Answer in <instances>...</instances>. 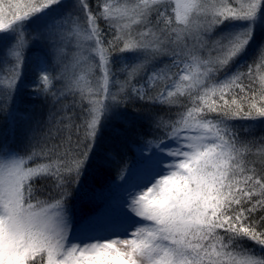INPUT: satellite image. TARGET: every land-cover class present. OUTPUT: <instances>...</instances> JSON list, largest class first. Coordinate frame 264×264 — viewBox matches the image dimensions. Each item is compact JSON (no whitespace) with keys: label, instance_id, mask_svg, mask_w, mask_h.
I'll return each instance as SVG.
<instances>
[{"label":"snow or ice","instance_id":"1","mask_svg":"<svg viewBox=\"0 0 264 264\" xmlns=\"http://www.w3.org/2000/svg\"><path fill=\"white\" fill-rule=\"evenodd\" d=\"M257 27L264 0H0V115L16 118L37 45L34 94L53 102L24 154L0 143V264H264L244 247L264 253V138L231 123L264 122V50L243 59ZM132 101L167 111L136 114L151 139L135 166L88 192L103 128ZM73 190L100 204L79 223Z\"/></svg>","mask_w":264,"mask_h":264},{"label":"trees","instance_id":"2","mask_svg":"<svg viewBox=\"0 0 264 264\" xmlns=\"http://www.w3.org/2000/svg\"><path fill=\"white\" fill-rule=\"evenodd\" d=\"M90 3L95 7L96 0H90ZM99 23L100 27L107 31L106 23L104 21ZM257 28L258 33L254 36V41L248 46L246 55L243 58L245 64L258 61L261 51L264 50V29ZM108 38L110 39L111 36L109 35ZM34 49L35 51L32 52H36L38 48L35 47ZM116 55L118 54L113 56ZM129 56H124L123 64L125 62L133 63L130 54ZM118 63L116 61L112 62V70L123 81L126 77L124 73H120ZM236 70L244 71L246 69L243 66L240 68L233 66V71ZM26 73L28 74L27 71ZM220 78L223 77L221 76ZM139 86L137 85V87ZM112 90L115 91L116 89ZM15 108L16 118L14 120H10L6 115H0V143L7 142L20 151L21 154H24L31 135L30 130L47 121L48 114L53 109V102L51 97L46 98L35 95L34 90L24 89L22 86V90L16 99ZM166 111L167 106L156 105L152 108H145L143 102L132 101L128 104L126 111L108 121L103 128V136L98 139L96 159L83 181L88 192L93 190L101 191L107 188L114 180L116 181L118 168L127 165L137 155V145L145 139H151L148 124L142 120L135 119L136 114L146 115L148 112L164 114ZM231 122L244 123L249 128L247 131L239 133L241 140L245 142H258L261 138H264V122L247 120ZM107 154L116 156L120 163H113L108 159ZM35 162L39 161H34L33 163ZM37 186L41 188L45 195L51 191L50 181H38ZM69 203L73 208L74 223H79L100 206L99 201L90 200L86 198L83 191L77 193L75 190H73V199ZM244 247L253 249L257 254L264 255V253L260 252L259 246L254 245L251 241H246Z\"/></svg>","mask_w":264,"mask_h":264},{"label":"rangeland","instance_id":"3","mask_svg":"<svg viewBox=\"0 0 264 264\" xmlns=\"http://www.w3.org/2000/svg\"><path fill=\"white\" fill-rule=\"evenodd\" d=\"M233 6H237L236 4L233 5ZM239 23V22H237ZM258 33V28L255 29V35ZM38 48L36 52H32V51H35L34 48ZM34 48H30L28 49L26 52H25V64H24V70H23V74L21 76V82H22V86L24 89H31V90H34L35 89V84L33 83V79H34V73H33V59H34V56L37 52H42L43 49L41 48V46L37 45L35 46ZM129 54L131 55V60L132 62L134 63V58H133V54L132 53H124L122 54L123 56H129ZM117 56V55H116ZM116 56H113V62H119L118 63V66L120 67L119 70H121L123 67H124V64L125 63H129V62H125L123 64V61L121 60H117L116 59ZM30 57H32V59H30ZM123 64V65H122ZM122 65V66H121ZM26 71L28 72V74L26 73ZM121 73V71H120ZM30 74V75H29ZM32 76V77H31ZM140 79L139 76H137L134 80H133V83L136 82V80ZM143 83V81H141ZM235 127L236 129L238 130L239 133H241L242 131H247L249 128L246 127V125L244 123H237V122H231ZM136 159H137V155L135 156V158H132L130 162H128L127 165H129L128 167H134L135 164H136ZM118 183L119 181L116 180Z\"/></svg>","mask_w":264,"mask_h":264}]
</instances>
